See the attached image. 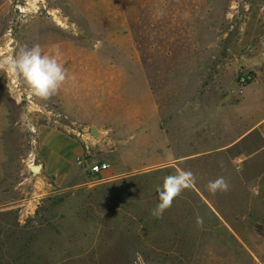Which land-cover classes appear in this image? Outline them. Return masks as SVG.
Here are the masks:
<instances>
[{
    "label": "rangeland",
    "instance_id": "obj_1",
    "mask_svg": "<svg viewBox=\"0 0 264 264\" xmlns=\"http://www.w3.org/2000/svg\"><path fill=\"white\" fill-rule=\"evenodd\" d=\"M34 45L69 79L0 74V264H264V0H0V54Z\"/></svg>",
    "mask_w": 264,
    "mask_h": 264
},
{
    "label": "clouds",
    "instance_id": "obj_2",
    "mask_svg": "<svg viewBox=\"0 0 264 264\" xmlns=\"http://www.w3.org/2000/svg\"><path fill=\"white\" fill-rule=\"evenodd\" d=\"M163 16V13H159ZM0 74L6 78V88L9 95L18 97L27 94L29 98L49 100L56 95L69 79L67 70L61 63L57 50L56 55L43 53L39 45L31 48L20 47L15 56L0 54ZM195 183V175L190 170L178 171L175 175L164 178L163 185L157 188L159 203L151 215L159 219L169 209L174 200L185 190L191 189ZM207 190L216 195L230 190V185L224 177L210 181ZM197 227L202 228L204 218L196 217Z\"/></svg>",
    "mask_w": 264,
    "mask_h": 264
},
{
    "label": "built area",
    "instance_id": "obj_3",
    "mask_svg": "<svg viewBox=\"0 0 264 264\" xmlns=\"http://www.w3.org/2000/svg\"><path fill=\"white\" fill-rule=\"evenodd\" d=\"M252 81H254V77L250 74H248L247 76L242 78L243 84H247V83H250ZM79 164L84 165V162L80 161ZM110 169H111L110 164H108L106 162L93 163V164H90V166H89L90 173H92L95 176L107 173V172H109Z\"/></svg>",
    "mask_w": 264,
    "mask_h": 264
},
{
    "label": "water",
    "instance_id": "obj_4",
    "mask_svg": "<svg viewBox=\"0 0 264 264\" xmlns=\"http://www.w3.org/2000/svg\"><path fill=\"white\" fill-rule=\"evenodd\" d=\"M35 169H32L34 173H37L40 171V168L39 167H34Z\"/></svg>",
    "mask_w": 264,
    "mask_h": 264
},
{
    "label": "bare ground",
    "instance_id": "obj_5",
    "mask_svg": "<svg viewBox=\"0 0 264 264\" xmlns=\"http://www.w3.org/2000/svg\"><path fill=\"white\" fill-rule=\"evenodd\" d=\"M31 169H35L33 166H31Z\"/></svg>",
    "mask_w": 264,
    "mask_h": 264
}]
</instances>
